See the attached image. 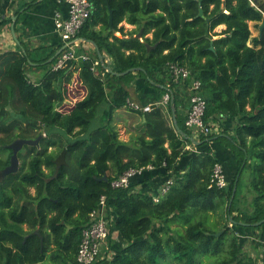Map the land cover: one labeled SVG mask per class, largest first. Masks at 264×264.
<instances>
[{
	"label": "trees",
	"instance_id": "obj_1",
	"mask_svg": "<svg viewBox=\"0 0 264 264\" xmlns=\"http://www.w3.org/2000/svg\"><path fill=\"white\" fill-rule=\"evenodd\" d=\"M91 3V17L76 38L96 43L115 73L142 70L110 74L94 49L79 50L89 61H73L53 72L55 60L49 61L62 44L44 57L38 55L42 49L36 57L30 52L0 57V171L10 165L12 143L45 135L39 146H25L19 170L0 181V264H77L82 233L102 197L107 220L114 218L108 246L114 230L125 243L109 264H255L244 254L230 219L250 227L264 220V30L252 38L249 25L261 26L264 0ZM122 23L136 29L126 32ZM6 24L1 22L0 30ZM221 25L226 29L215 33ZM141 31L142 39L135 38ZM215 36L222 38L213 40ZM95 61L99 65L94 70ZM31 62L43 71L36 82L27 73ZM171 65L187 68L190 79L175 82ZM194 81L202 85L206 121L221 114L238 124L230 141H217L232 147L239 172L249 166L254 174V211L242 219L233 216L240 180L227 189L211 185L219 163L210 147L214 134L195 145L186 127L181 110L188 111ZM133 85L134 93H159L157 102L171 92L176 121L189 139L176 131L170 103L137 112L145 117V132L122 141L114 115L132 101ZM70 86L78 95L66 103ZM182 159L189 161L184 174L177 172ZM148 166L164 170L166 179L176 177L160 203L134 189L147 172L134 177L127 189L112 187L126 172Z\"/></svg>",
	"mask_w": 264,
	"mask_h": 264
},
{
	"label": "crops",
	"instance_id": "obj_2",
	"mask_svg": "<svg viewBox=\"0 0 264 264\" xmlns=\"http://www.w3.org/2000/svg\"><path fill=\"white\" fill-rule=\"evenodd\" d=\"M30 4H33V6L29 7L28 5ZM57 14L65 18L68 17V6L64 3H59L58 0H0V23L7 21V24L0 30V49H18L19 52L26 56L28 52L32 53V57H36V50L42 49L38 51V55L44 57L62 43L54 24V19ZM251 24L256 27V23L250 22V29ZM121 27H124L126 32L136 29L135 26L128 25L127 23H122ZM225 29L226 26L221 25L215 30V33H222ZM251 32L253 35L252 29ZM261 35L259 27L258 34L253 35L252 38ZM117 36L122 37L119 33ZM15 37L19 43L15 40ZM150 37H152L151 34ZM220 38L222 36H215L213 40ZM79 40L81 42L80 51L90 53L95 49L91 43L84 42L80 38ZM248 46L252 47L253 45L249 42ZM38 65V63L31 62L29 65L30 68H28L30 70L28 75L33 82L39 80L43 74L42 70L37 69ZM77 77L78 75L75 76V79L78 81ZM131 88L132 101L134 102H138L139 100L140 103L151 105L157 102L156 97L160 98L159 93V95L157 93L154 94V91L150 89L134 93L136 86L133 85ZM69 90L70 97L66 100V103L70 102L69 99L76 100L75 98L78 95V91L72 89V86L69 87ZM84 97H79V99ZM181 111L183 115H187V110L182 109ZM175 119L172 116L173 124ZM208 122L213 126L214 138L216 139V141L211 142L210 147L219 163L224 167L229 184L231 185L235 180L237 182L240 180L236 200L238 204L235 205L233 216L242 219L243 215H251L254 211L252 206L254 191L251 185L254 174L252 168L249 166L243 167L239 172L238 161L232 147L225 143V141H217L220 138H226L227 141H230L231 135L235 133L238 124L235 119L221 114L212 116ZM114 124L118 127L121 137L124 134L132 136L130 139H121L125 142L131 141L133 137L145 132V120L143 116L126 108L118 110L115 113ZM187 149L198 153V150L192 146H188ZM188 164V159H182L180 168H178L179 171L177 172L184 174L188 168ZM165 174L166 172L164 170L147 172L143 180H140L142 183H137L134 187L135 191H145L150 193V195H157L155 193L162 185L160 182L167 177V174ZM157 185H159L158 189H156ZM230 221V227L237 234L241 244L246 247V252L248 253L246 256L249 259H253L255 264H263L261 239L264 238V223L258 226H256V223L254 227H250L251 224L248 223L240 221L234 222L232 219ZM123 247H125V243L120 237L119 232L117 230L112 231L111 246L103 250L102 257L97 264H109L111 258Z\"/></svg>",
	"mask_w": 264,
	"mask_h": 264
},
{
	"label": "built area",
	"instance_id": "obj_3",
	"mask_svg": "<svg viewBox=\"0 0 264 264\" xmlns=\"http://www.w3.org/2000/svg\"><path fill=\"white\" fill-rule=\"evenodd\" d=\"M68 6V17L57 14L54 19L56 32L59 34L62 44L61 53L52 65V71L57 72L65 69L70 62H86L90 60L87 54H79L81 42L76 35L84 27L92 14L91 0H58ZM99 65L94 62V70ZM170 72L175 82H185L190 79L191 73L185 67L171 65ZM201 83L194 81L190 87V106L187 112L186 127L193 132V138L200 141L201 138H208L214 134L213 126L205 120L207 102L201 94ZM172 101L171 93L164 95L161 101L142 106L139 103L128 100L127 107L135 112H150L153 105L167 107ZM154 167L148 166L140 170H130L122 177L112 183L113 188H129L132 179L141 176L145 172L153 171ZM178 178V177H177ZM176 177L167 178L158 189L157 195L153 197L155 203H160L166 198L175 186ZM211 185L219 189H227V180L224 167L216 163L211 177ZM100 209L90 215V223L82 233V239L77 254V264H96L102 257L104 249L108 248V239L111 234L113 219L108 221L106 215V200L101 198ZM261 248L264 264V238L261 239Z\"/></svg>",
	"mask_w": 264,
	"mask_h": 264
},
{
	"label": "water",
	"instance_id": "obj_4",
	"mask_svg": "<svg viewBox=\"0 0 264 264\" xmlns=\"http://www.w3.org/2000/svg\"><path fill=\"white\" fill-rule=\"evenodd\" d=\"M200 15H202V12L200 13ZM109 22H110V25L112 26L113 25V12L111 11L110 12V19H109ZM264 30V20L263 22L261 23V26H260V32L262 34ZM13 33H14V29H13ZM142 34H143V31H141L139 34H137L135 36V38L137 39H142ZM15 40L18 42L17 38L15 37ZM82 41L84 42H88V43H91L96 52H97V55H98V58H99V62L102 64L103 68L110 74H113V75H116V76H124V75H127L131 72H136L138 70H142L141 68H138V69H130V70H127L126 72L124 73H115L113 72L111 66H112V61L106 56L104 55L103 53H101L99 47L97 46L96 43L94 42H91V41H88V40H85V39H81ZM19 43V42H18ZM148 49H152V48H155V47H151V46H147ZM211 49L213 50V47H211ZM61 53V50L58 51L49 61V63L53 62L58 56L59 54ZM171 93V92H170ZM171 96H172V111H173V116L175 117V114H176V109L175 107L173 106V101H174V95L171 93ZM143 119L145 120V117L143 116ZM146 122V121H145ZM174 127L176 129V131L184 138V139H189V136L186 132H184L180 126L178 125L176 119L174 121ZM45 138V135H40L36 140H22V139H18L16 140L14 143H12L9 148L12 150V157H11V161H10V165L8 167H6L4 170L0 171V178H1V181L3 179H5L7 176L13 174V173H16L18 170H19V167H20V162H19V153L20 151L25 147V146H30V147H35V146H39L41 140ZM191 141L193 144L195 145H199L201 144L200 141H197L195 140L194 138H191ZM106 179V177H105ZM264 221H261L259 223L256 224V226L258 225H261L263 224ZM34 234L36 235H39L40 238H41V242L43 243V237L41 236L40 232L38 230H36L34 232ZM221 233H219L218 235L216 236H219Z\"/></svg>",
	"mask_w": 264,
	"mask_h": 264
},
{
	"label": "rangeland",
	"instance_id": "obj_5",
	"mask_svg": "<svg viewBox=\"0 0 264 264\" xmlns=\"http://www.w3.org/2000/svg\"><path fill=\"white\" fill-rule=\"evenodd\" d=\"M217 29V28H216ZM251 29H252V31H253V35H257L258 34V28H256V27H254V26H252V24H251ZM252 35V36H253ZM6 51H9V52H6ZM15 53V54H17V55H20V52L18 51V49H0V57H2L3 55H5V54H7V53ZM1 61L2 60H0V65L3 63H1ZM30 70L29 69H27V73L29 72ZM72 89H74V87H72ZM134 102V101H133ZM126 109H128V110H130V111H133V110H131V109H129L128 107H126ZM132 136L131 135H123L122 137L120 136V138L122 139V140H125V139H130ZM19 162H20V164H21V160H19ZM0 181H1V178H0ZM32 193H34V191L32 190ZM236 204H238V202L236 201L235 202V205ZM26 230H28L27 228H26ZM243 247V251H244V254L245 255H248V253L246 252V247H244V245H242Z\"/></svg>",
	"mask_w": 264,
	"mask_h": 264
},
{
	"label": "flooded vegetation",
	"instance_id": "obj_6",
	"mask_svg": "<svg viewBox=\"0 0 264 264\" xmlns=\"http://www.w3.org/2000/svg\"><path fill=\"white\" fill-rule=\"evenodd\" d=\"M24 150H25V147L20 151V153H22ZM20 153H19V154H20ZM19 168H20V167H19Z\"/></svg>",
	"mask_w": 264,
	"mask_h": 264
}]
</instances>
